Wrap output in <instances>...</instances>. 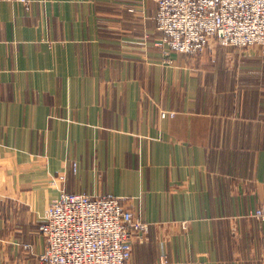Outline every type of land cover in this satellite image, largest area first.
<instances>
[{
    "label": "crops",
    "instance_id": "crops-1",
    "mask_svg": "<svg viewBox=\"0 0 264 264\" xmlns=\"http://www.w3.org/2000/svg\"><path fill=\"white\" fill-rule=\"evenodd\" d=\"M157 12L0 0V264H44L63 190L151 223L128 264H264V48L166 57Z\"/></svg>",
    "mask_w": 264,
    "mask_h": 264
},
{
    "label": "built area",
    "instance_id": "built-area-1",
    "mask_svg": "<svg viewBox=\"0 0 264 264\" xmlns=\"http://www.w3.org/2000/svg\"><path fill=\"white\" fill-rule=\"evenodd\" d=\"M17 1L31 8L32 0ZM156 1L157 28L169 52L203 53L212 40L242 49L264 47V0ZM256 215L264 220V207ZM38 230L46 242L40 255L44 264H128L134 243L147 238L149 224L120 197L63 190Z\"/></svg>",
    "mask_w": 264,
    "mask_h": 264
},
{
    "label": "rangeland",
    "instance_id": "rangeland-1",
    "mask_svg": "<svg viewBox=\"0 0 264 264\" xmlns=\"http://www.w3.org/2000/svg\"><path fill=\"white\" fill-rule=\"evenodd\" d=\"M166 46V45H165ZM167 47V46H166ZM230 47H234V46H230ZM261 47V46H260ZM236 48H239V47H236ZM262 48H264V47H262ZM239 49H242V48H239ZM167 52H169L168 51V48H167V50H166V52H165V55H166V57H167ZM180 53V52H179ZM184 54H188V53H184ZM200 53H196V54H188V55H199ZM173 64V63H172ZM161 116L162 117H174L175 116V112L174 111H167V110H162L161 111ZM74 167H75V169H76V167H77V164L76 163H74ZM74 172H76V171H74ZM58 178H61V179H66V176L65 175H62L61 177H58ZM55 179H57V177H55ZM81 193H85V192H81ZM87 194H89V193H87ZM89 195H91V194H89ZM91 196H95V195H91ZM116 197H118V196H116ZM120 198H122V200H123V204L125 205V207L127 208V209H131L134 213H136L135 212V210L133 209V206L131 207V205H127L126 204V198L125 197H120ZM145 222V221H144ZM146 223H148L149 224V231H148V235H149V233H150V230H151V223H149V222H146ZM184 223V222H183ZM187 223V225H188V222H186ZM187 228V227H186ZM147 235V236H148ZM146 240V239H145ZM144 241V240H143ZM165 262L167 261V258L165 257L164 259H163ZM168 262V261H167Z\"/></svg>",
    "mask_w": 264,
    "mask_h": 264
}]
</instances>
